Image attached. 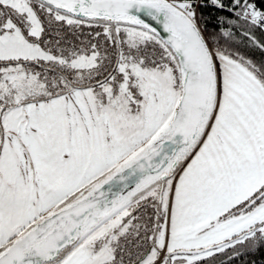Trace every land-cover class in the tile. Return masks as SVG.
<instances>
[{
    "label": "rangeland",
    "instance_id": "obj_1",
    "mask_svg": "<svg viewBox=\"0 0 264 264\" xmlns=\"http://www.w3.org/2000/svg\"><path fill=\"white\" fill-rule=\"evenodd\" d=\"M38 5V0H0V6L9 10L5 15L0 11V61L17 63L6 66L0 79V254L13 239L76 201L163 135L182 93L181 76L176 75L178 72H169V75H145L139 82L122 85L110 82L93 86L89 82L87 87H69L62 95L49 98L46 104L25 103L27 92L21 84L26 82H20L17 92L15 84L19 81H12L30 80L31 76L25 72L16 75L11 67L22 66V61L48 60V55L24 33L27 31L32 38L40 36ZM178 8L195 19L192 3L179 4ZM213 57L215 99L198 140L177 156L176 165H169L162 173L150 177L113 208L96 217L70 251L62 252L49 264H61L76 249L87 253L91 260L87 258V264H100L103 254L100 240L105 239V232L116 227L137 201L158 196L163 186L162 207L168 208L175 177L200 144L216 116L221 97L250 95L255 89L254 82H244L250 79L245 70L220 66L218 52L213 51ZM70 64L81 68L84 61L73 60ZM79 83L84 86L86 82ZM134 88L140 97L134 96ZM12 90L16 91L15 96L11 95ZM162 181H165L163 185ZM261 204L264 199L255 206ZM160 245L164 250V235ZM166 253L159 251L163 259L160 264H192L211 254Z\"/></svg>",
    "mask_w": 264,
    "mask_h": 264
},
{
    "label": "trees",
    "instance_id": "obj_2",
    "mask_svg": "<svg viewBox=\"0 0 264 264\" xmlns=\"http://www.w3.org/2000/svg\"><path fill=\"white\" fill-rule=\"evenodd\" d=\"M185 1L192 3L196 17L190 18L197 22L212 51L248 69L264 86V29L243 16L251 0L246 5L245 0ZM253 1L264 14V0ZM38 2L36 12L41 34L32 38L27 31L24 33L33 45H38L48 55V60L20 62L25 69L22 66L11 67L16 75L25 72L31 76L30 80L20 81L23 79L20 78L12 81H19L15 84L16 91L20 82H26L21 84L27 92L25 103L44 102L52 96L62 95L71 86L87 87L89 82L93 86L110 82L122 85L124 82H139L145 75H169V72H178L176 75L181 76L179 82H182L178 58L154 31L122 20L81 19L40 0ZM0 11L5 15L9 10L0 6ZM129 29L141 32L134 33ZM73 60H83L84 66L72 67L70 63ZM14 64L17 63L0 61V79L5 67ZM79 82L86 83L81 86ZM16 91L12 90L11 95L15 96ZM137 92L134 88V96L140 97ZM163 187L159 189L158 196L137 201L116 227L105 232V239L100 240L103 247L100 264H141L158 249L167 220V211L162 207ZM89 190L91 188L85 193ZM263 192L264 189L255 197ZM263 199L264 196L249 207L250 202L247 201L221 220L248 212ZM79 238L64 251H70ZM187 252L180 254L188 255ZM200 252L211 254L192 264H264V222Z\"/></svg>",
    "mask_w": 264,
    "mask_h": 264
},
{
    "label": "water",
    "instance_id": "obj_3",
    "mask_svg": "<svg viewBox=\"0 0 264 264\" xmlns=\"http://www.w3.org/2000/svg\"><path fill=\"white\" fill-rule=\"evenodd\" d=\"M87 20H122L154 31L170 46L183 72L182 93L163 135L146 150L71 204L43 218L0 254V264H49L102 213L152 176L176 165L199 138L216 92L213 51L200 27L181 9L161 0H40ZM248 0H245L244 5ZM166 175H163L165 179ZM264 192L252 199V206ZM187 251H178V254ZM199 253V250L187 252Z\"/></svg>",
    "mask_w": 264,
    "mask_h": 264
},
{
    "label": "crops",
    "instance_id": "obj_4",
    "mask_svg": "<svg viewBox=\"0 0 264 264\" xmlns=\"http://www.w3.org/2000/svg\"><path fill=\"white\" fill-rule=\"evenodd\" d=\"M219 63L245 70L250 79L244 82H254V92L221 97L200 144L175 177L158 249L141 264H160L159 251L207 249L264 219L261 204L221 220L264 189V86L248 69L220 53ZM87 258L85 251L76 249L61 264H87Z\"/></svg>",
    "mask_w": 264,
    "mask_h": 264
},
{
    "label": "built area",
    "instance_id": "obj_5",
    "mask_svg": "<svg viewBox=\"0 0 264 264\" xmlns=\"http://www.w3.org/2000/svg\"><path fill=\"white\" fill-rule=\"evenodd\" d=\"M164 2H167L171 5H174L176 7L179 6V4H183L187 1L185 0H161ZM201 0H198L197 3H200ZM243 16L256 23L258 26H260L262 29H264V14L260 10L259 7L256 6L255 2L253 0L250 1V3L245 7Z\"/></svg>",
    "mask_w": 264,
    "mask_h": 264
}]
</instances>
